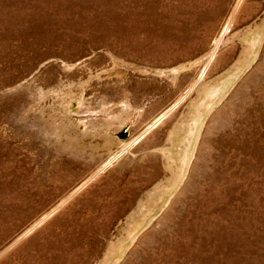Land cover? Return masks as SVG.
I'll list each match as a JSON object with an SVG mask.
<instances>
[{"label": "rangeland", "instance_id": "374dc122", "mask_svg": "<svg viewBox=\"0 0 264 264\" xmlns=\"http://www.w3.org/2000/svg\"><path fill=\"white\" fill-rule=\"evenodd\" d=\"M0 264H264V0H0Z\"/></svg>", "mask_w": 264, "mask_h": 264}, {"label": "bare ground", "instance_id": "6f19581e", "mask_svg": "<svg viewBox=\"0 0 264 264\" xmlns=\"http://www.w3.org/2000/svg\"><path fill=\"white\" fill-rule=\"evenodd\" d=\"M24 233H21V235H23ZM19 235V234H18ZM45 245V244H44Z\"/></svg>", "mask_w": 264, "mask_h": 264}]
</instances>
